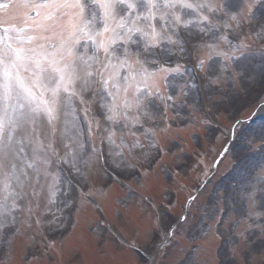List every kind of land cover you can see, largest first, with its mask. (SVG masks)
<instances>
[{
	"label": "snow or ice",
	"instance_id": "snow-or-ice-1",
	"mask_svg": "<svg viewBox=\"0 0 264 264\" xmlns=\"http://www.w3.org/2000/svg\"><path fill=\"white\" fill-rule=\"evenodd\" d=\"M254 45L264 55V0H0V250L26 228L55 251L92 199V165L114 155V167L147 176L172 150L157 134L192 117L202 83L213 107L255 83L264 61L238 67ZM194 219L188 204L178 221ZM200 220L209 245L226 238L225 264L247 244L249 260L264 252V174L218 194ZM178 226L153 209L152 227L169 243Z\"/></svg>",
	"mask_w": 264,
	"mask_h": 264
},
{
	"label": "rangeland",
	"instance_id": "rangeland-1",
	"mask_svg": "<svg viewBox=\"0 0 264 264\" xmlns=\"http://www.w3.org/2000/svg\"><path fill=\"white\" fill-rule=\"evenodd\" d=\"M242 3L243 0H236L237 5ZM255 23L254 20L253 26ZM252 39L254 40V37ZM252 50H256L255 45ZM258 69L255 70L256 73H259ZM249 86L246 85L247 92ZM201 87L204 97L199 98L194 90L189 99V103L194 105L190 109L192 117L180 123L179 128L174 125L170 130L157 134L160 144L163 147H171L172 150L163 154L159 163L154 166L156 169L154 172L151 170L147 176L137 174L138 178L127 181L135 187L142 188L147 196L144 203L138 206L137 198L133 196L134 191L120 185H116V190L112 194L109 190H104L101 182L107 180L105 179L107 172L99 163H94L90 170L92 179L89 181V188L111 217L116 219L117 226L107 224L99 214V208L89 206L75 216L74 225L57 238L55 251L51 253L45 251L43 243L40 247H36V241L43 240L42 231L37 230L34 240L32 234L26 228H22L13 240L11 239V244L4 246L6 250H0L2 254L0 264H152L154 259L156 264H225V257L229 254L227 240L217 239L209 245V238L199 234L202 224L200 213L206 210L209 202H215L218 194L230 191L248 173L256 171L257 174H264V168L260 167L264 165V147H262L264 138H261L264 119L247 121L252 113V117H255L261 113L259 111L264 110V93L251 101L246 94L234 96L235 90L232 89L226 93L229 97L228 101L213 107L216 102L210 100L206 82L202 83ZM228 87L221 84V88ZM233 100L240 102V105L247 103L240 111L239 106L231 104ZM209 108L211 111H208ZM188 111V109L184 110L186 117ZM196 119L200 124L196 123L198 122ZM241 119L243 120L240 121L241 123H235ZM205 120L209 123H205ZM230 129H234L232 139L229 136ZM95 136L98 138L96 132ZM97 142L95 139L96 146H98ZM229 142L230 155L213 173L215 154ZM125 159L129 164L135 163L138 168L140 167L141 160L133 155L126 154ZM118 160L119 158L113 155L105 160V166L119 176L116 178L118 181L127 180L129 171L113 165V161L118 162ZM178 160L184 163L177 169ZM207 176H211L209 186L200 190L197 202L191 206L192 212L195 213V219L191 221L192 226L189 227L181 222L176 228V236L171 243L167 242L156 251L148 252L149 240L154 230L153 209H162L159 214L166 224L176 222L175 220L185 212L189 196L197 193V188L200 189L202 180ZM148 177L151 178L148 180ZM150 198L158 202L153 209L146 204L151 200ZM170 201L174 204L169 203ZM118 208L122 210L120 216L115 211ZM156 235L158 236L157 232ZM159 236L160 243L161 239L165 238L162 233H159ZM15 237L16 241H14ZM124 239H129L131 244L127 242L125 243L128 245L124 244ZM27 244L32 247L26 248ZM135 244L142 245V252L136 251L133 247ZM198 244H204V247H196ZM251 247V244L241 247V255L244 258H235L233 264H264V252L257 251L251 260L247 259ZM162 251L167 252V255L162 256L160 254ZM29 254H32V258L36 256L34 262H27L26 259L23 261V257L30 256Z\"/></svg>",
	"mask_w": 264,
	"mask_h": 264
}]
</instances>
